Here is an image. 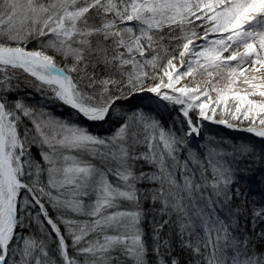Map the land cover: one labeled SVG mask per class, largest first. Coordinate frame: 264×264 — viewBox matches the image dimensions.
Instances as JSON below:
<instances>
[{"label": "snow or ice", "instance_id": "snow-or-ice-1", "mask_svg": "<svg viewBox=\"0 0 264 264\" xmlns=\"http://www.w3.org/2000/svg\"><path fill=\"white\" fill-rule=\"evenodd\" d=\"M205 121L264 140V0H0V264H264V150Z\"/></svg>", "mask_w": 264, "mask_h": 264}, {"label": "rangeland", "instance_id": "rangeland-1", "mask_svg": "<svg viewBox=\"0 0 264 264\" xmlns=\"http://www.w3.org/2000/svg\"><path fill=\"white\" fill-rule=\"evenodd\" d=\"M248 74L250 75V73ZM252 99L259 100L260 98L252 97ZM126 106H128L129 108H137L139 106H143L145 110L150 111L165 126L171 125L173 117L175 116V112L169 110L171 108L170 105L168 106V108H166L165 103H162L159 100L152 98L150 94L145 95L143 97H140V96L135 97ZM71 119H75V117ZM222 131L223 130L215 127L214 123L210 121H205L204 126H203V132H202L203 138L202 139L194 138L192 139L191 143L193 146H196L197 144L204 143L207 139H210V138H216V139L223 138L224 140H234L237 142L248 141L256 146L257 151L264 150V143L259 140L254 139L251 136H247V135L244 136V135L239 134L238 139H233L232 137H229L226 132H222ZM259 179H260V176L259 174H257L254 180L247 182V186L251 188V191L253 193L252 198H254L257 201L264 199V192H262V186L258 183Z\"/></svg>", "mask_w": 264, "mask_h": 264}, {"label": "trees", "instance_id": "trees-1", "mask_svg": "<svg viewBox=\"0 0 264 264\" xmlns=\"http://www.w3.org/2000/svg\"><path fill=\"white\" fill-rule=\"evenodd\" d=\"M30 91V89H26L25 92ZM36 101H40L45 105L46 108L50 109L56 116L58 117H64V118H74V114L71 112L70 109L60 106L59 104L50 102V101H42L39 95H36L34 99L31 101L32 103H35ZM128 107V106H127ZM129 108V107H128ZM80 122L82 124H86L89 126L91 131L98 133L100 135H107L111 133L114 128L116 127V123L112 120L108 121L104 124L99 123H90L86 120H83L81 118ZM230 137V136H229ZM233 139H238L239 135L231 136ZM243 138V137H242ZM35 149H33V152L35 153ZM147 228V225H145Z\"/></svg>", "mask_w": 264, "mask_h": 264}, {"label": "water", "instance_id": "water-1", "mask_svg": "<svg viewBox=\"0 0 264 264\" xmlns=\"http://www.w3.org/2000/svg\"><path fill=\"white\" fill-rule=\"evenodd\" d=\"M126 103V105L129 103V102H125ZM217 128H219V129H221V130H225V132H227L228 134H235V133H239V134H241V135H244V136H246V135H248V136H251V137H254L252 134H249V133H246V132H243V131H239V130H232V131H229V130H227V129H225V127H222V126H218V125H215ZM233 131H235V132H233ZM254 138H256L257 139V137H254Z\"/></svg>", "mask_w": 264, "mask_h": 264}, {"label": "bare ground", "instance_id": "bare-ground-1", "mask_svg": "<svg viewBox=\"0 0 264 264\" xmlns=\"http://www.w3.org/2000/svg\"><path fill=\"white\" fill-rule=\"evenodd\" d=\"M189 79H190V77H189V78H185L184 80H182V83H187ZM198 79H201V78H198ZM220 126L225 127V126H223V125H220ZM225 128H226V127H225ZM226 129H228V128H226ZM228 130H230V129H228ZM259 139H260V138H259Z\"/></svg>", "mask_w": 264, "mask_h": 264}]
</instances>
